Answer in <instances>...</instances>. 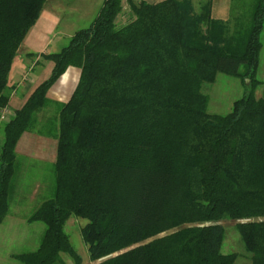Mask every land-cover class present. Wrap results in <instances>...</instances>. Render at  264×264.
<instances>
[{"label": "trees", "instance_id": "1", "mask_svg": "<svg viewBox=\"0 0 264 264\" xmlns=\"http://www.w3.org/2000/svg\"><path fill=\"white\" fill-rule=\"evenodd\" d=\"M47 0H0V110L8 74ZM126 2L130 20L117 26ZM264 0L234 22L191 0H103L88 27L57 52L49 76L3 127L0 223L9 213L25 132L55 137L51 196L27 217L44 231L21 264H74L64 225L81 235L94 264H234L222 253L228 219L250 264H264V93L256 97ZM68 67L80 70L66 102L48 92ZM239 77L244 94L224 114L207 111L205 83ZM49 105L57 124L37 121Z\"/></svg>", "mask_w": 264, "mask_h": 264}, {"label": "rangeland", "instance_id": "2", "mask_svg": "<svg viewBox=\"0 0 264 264\" xmlns=\"http://www.w3.org/2000/svg\"><path fill=\"white\" fill-rule=\"evenodd\" d=\"M56 1H62L66 4L75 0ZM102 2L103 0H88L89 14L76 20L73 29L76 31L88 27ZM122 5V11L116 19L117 26L127 23L131 18L128 4L124 1ZM250 8L245 10L244 13L242 12L241 15L248 13ZM72 17L75 18V14ZM65 40L67 39L58 43V49L67 43ZM260 41L262 49L258 79L264 84V27L260 34ZM50 67L51 64L48 66L46 63L44 65L33 64L29 76L35 74L36 83L40 82L49 72ZM26 80L27 78L24 81ZM76 84L77 79H75V84L63 94V97L60 96V99L66 100ZM56 90L57 88L51 90L49 97H57L58 90ZM202 92L208 97V113L224 115L231 110L233 102L243 96L244 87L239 77L218 73L213 83L203 84ZM263 93V85L258 86L255 91L256 97L262 96ZM11 114V110L5 111L2 115L3 118L0 114V145L3 139L4 124L9 120L8 117L12 116ZM57 118L58 112L53 105H49L37 113L39 124L47 120H52L57 124ZM56 145L57 140L55 137L39 135L36 130L23 133L16 145L17 172L14 180L15 188L10 200L9 213L0 223V264H21L14 258V255L33 251L39 243L44 225L40 222L28 223L26 219L41 202L48 199L52 194ZM84 224L85 220L71 216L66 221L64 229L69 235L75 251L81 257L80 264H94L88 258L87 248L82 239L81 229ZM220 224L225 230L222 253H236L237 259L234 264H250L249 255L244 251L240 236L234 227L235 222L225 219ZM61 257L66 264H74L73 260L67 255L62 254Z\"/></svg>", "mask_w": 264, "mask_h": 264}, {"label": "crops", "instance_id": "3", "mask_svg": "<svg viewBox=\"0 0 264 264\" xmlns=\"http://www.w3.org/2000/svg\"><path fill=\"white\" fill-rule=\"evenodd\" d=\"M87 1L75 0L66 4L62 1L57 2L56 0L46 1L38 20L26 35L13 59L7 83L9 102L6 109L0 110V114L1 112L11 110L12 116L8 117V119L12 118L14 111L21 108L35 88L49 76L53 63L47 60L44 61L41 55L55 53L63 47L58 49V43L64 39L68 40L73 35L75 32L73 29L75 21L89 14L90 7L87 5ZM145 1L155 3L161 0ZM191 2L197 12L202 6L209 4L212 19L232 23L242 12L244 13L245 10L252 6L253 0H191ZM74 14L75 18L72 17ZM45 63L48 66L51 64L49 72L40 82L36 83L35 74L34 76H29V71L32 69L33 64L44 65ZM79 73V69L68 67L49 90L48 97L50 91L57 88V97L49 98L66 102L72 93L64 101L60 99V96L63 97V94L75 84V79L78 81ZM25 78H27L26 81H24Z\"/></svg>", "mask_w": 264, "mask_h": 264}, {"label": "built area", "instance_id": "4", "mask_svg": "<svg viewBox=\"0 0 264 264\" xmlns=\"http://www.w3.org/2000/svg\"><path fill=\"white\" fill-rule=\"evenodd\" d=\"M134 1H139V0H134ZM4 113H5V112H1V117H2V118H3V116H2V115H3Z\"/></svg>", "mask_w": 264, "mask_h": 264}]
</instances>
